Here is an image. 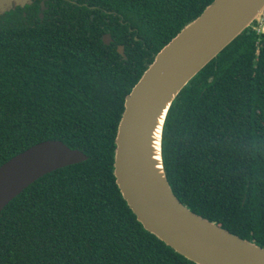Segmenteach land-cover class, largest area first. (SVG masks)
<instances>
[{
	"label": "trees",
	"instance_id": "trees-1",
	"mask_svg": "<svg viewBox=\"0 0 264 264\" xmlns=\"http://www.w3.org/2000/svg\"><path fill=\"white\" fill-rule=\"evenodd\" d=\"M44 1L43 17L42 0L0 15V165L46 139L88 159L43 175L2 209L0 264H198L138 220L114 161L127 95L214 0ZM162 144L181 202L264 247V21L179 92Z\"/></svg>",
	"mask_w": 264,
	"mask_h": 264
},
{
	"label": "water",
	"instance_id": "water-1",
	"mask_svg": "<svg viewBox=\"0 0 264 264\" xmlns=\"http://www.w3.org/2000/svg\"><path fill=\"white\" fill-rule=\"evenodd\" d=\"M32 2L0 0V15ZM41 5L43 17L44 0ZM263 11L264 0L210 3L156 54L127 95L118 125L114 173L123 197L147 230L198 264H264V247L181 202L164 166V123L179 92L239 34L258 21ZM103 40L111 43V33H105ZM117 49L127 57L123 44ZM156 130L160 134L159 158L155 155ZM87 159L84 151L61 139H46L17 153L0 165V212L43 175Z\"/></svg>",
	"mask_w": 264,
	"mask_h": 264
},
{
	"label": "bare ground",
	"instance_id": "bare-ground-1",
	"mask_svg": "<svg viewBox=\"0 0 264 264\" xmlns=\"http://www.w3.org/2000/svg\"><path fill=\"white\" fill-rule=\"evenodd\" d=\"M160 128V126H159ZM160 132V131H159ZM160 134H158V130H156L155 136H154V145L156 146V152L155 155L157 158H159V149H160Z\"/></svg>",
	"mask_w": 264,
	"mask_h": 264
},
{
	"label": "built area",
	"instance_id": "built-area-1",
	"mask_svg": "<svg viewBox=\"0 0 264 264\" xmlns=\"http://www.w3.org/2000/svg\"><path fill=\"white\" fill-rule=\"evenodd\" d=\"M263 21H264V11L262 12L258 22L263 23ZM261 26L263 27V24H261Z\"/></svg>",
	"mask_w": 264,
	"mask_h": 264
},
{
	"label": "rangeland",
	"instance_id": "rangeland-1",
	"mask_svg": "<svg viewBox=\"0 0 264 264\" xmlns=\"http://www.w3.org/2000/svg\"><path fill=\"white\" fill-rule=\"evenodd\" d=\"M258 21H259V20H258ZM261 27H262V26H261ZM261 27H260V28H261Z\"/></svg>",
	"mask_w": 264,
	"mask_h": 264
}]
</instances>
